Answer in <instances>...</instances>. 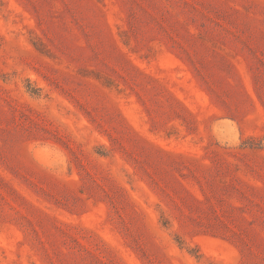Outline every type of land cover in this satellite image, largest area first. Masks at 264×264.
<instances>
[{
  "label": "rangeland",
  "instance_id": "rangeland-1",
  "mask_svg": "<svg viewBox=\"0 0 264 264\" xmlns=\"http://www.w3.org/2000/svg\"><path fill=\"white\" fill-rule=\"evenodd\" d=\"M0 264H264V0H0Z\"/></svg>",
  "mask_w": 264,
  "mask_h": 264
}]
</instances>
